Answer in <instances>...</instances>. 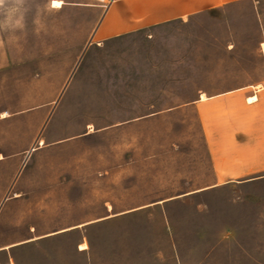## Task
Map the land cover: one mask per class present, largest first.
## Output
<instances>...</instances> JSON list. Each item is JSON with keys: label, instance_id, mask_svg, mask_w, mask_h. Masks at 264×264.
<instances>
[{"label": "rangeland", "instance_id": "rangeland-1", "mask_svg": "<svg viewBox=\"0 0 264 264\" xmlns=\"http://www.w3.org/2000/svg\"><path fill=\"white\" fill-rule=\"evenodd\" d=\"M51 1L0 0V264H264V182L200 190L196 112L264 77V0L105 42Z\"/></svg>", "mask_w": 264, "mask_h": 264}, {"label": "crops", "instance_id": "crops-1", "mask_svg": "<svg viewBox=\"0 0 264 264\" xmlns=\"http://www.w3.org/2000/svg\"><path fill=\"white\" fill-rule=\"evenodd\" d=\"M246 0H97L86 5L93 14L92 34L98 41L123 37L143 30L158 31L176 21H187L200 16L211 8H220ZM61 8V7H59ZM264 46V43H263ZM264 53V50L262 48ZM264 55V54H263ZM157 62L148 61L147 68H156ZM175 62H171L173 67ZM149 70V82L154 80ZM143 82V75L140 78ZM174 81L171 80V83ZM231 92L237 93L238 107L196 109L205 138L209 168L206 178L213 183L208 190L222 184L264 182V77L249 85H238L216 94L204 93L206 99L215 96L224 99ZM202 89L195 93V107L202 100ZM241 95L243 97L240 101ZM174 100V97H172ZM158 105V104H157ZM156 104L150 103L149 108ZM180 104L160 107L152 112L173 111ZM208 173L213 176L209 177ZM3 251L0 248V252Z\"/></svg>", "mask_w": 264, "mask_h": 264}, {"label": "bare ground", "instance_id": "bare-ground-1", "mask_svg": "<svg viewBox=\"0 0 264 264\" xmlns=\"http://www.w3.org/2000/svg\"><path fill=\"white\" fill-rule=\"evenodd\" d=\"M63 4H64V1H62V0H52V1H51V5H52L53 7H62ZM263 48H264V46H263ZM202 96H203V94H202ZM4 114H5V113H4Z\"/></svg>", "mask_w": 264, "mask_h": 264}, {"label": "water", "instance_id": "water-1", "mask_svg": "<svg viewBox=\"0 0 264 264\" xmlns=\"http://www.w3.org/2000/svg\"><path fill=\"white\" fill-rule=\"evenodd\" d=\"M32 149H34V147Z\"/></svg>", "mask_w": 264, "mask_h": 264}]
</instances>
